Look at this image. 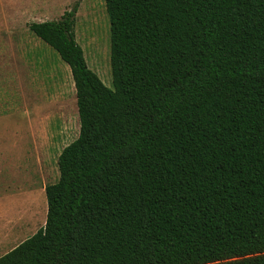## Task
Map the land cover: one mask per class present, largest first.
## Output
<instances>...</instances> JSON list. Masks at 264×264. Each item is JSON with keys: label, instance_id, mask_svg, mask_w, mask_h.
<instances>
[{"label": "trees", "instance_id": "1", "mask_svg": "<svg viewBox=\"0 0 264 264\" xmlns=\"http://www.w3.org/2000/svg\"><path fill=\"white\" fill-rule=\"evenodd\" d=\"M104 4L113 88L78 2L28 24L70 68L79 133L0 264H264V0Z\"/></svg>", "mask_w": 264, "mask_h": 264}, {"label": "rangeland", "instance_id": "2", "mask_svg": "<svg viewBox=\"0 0 264 264\" xmlns=\"http://www.w3.org/2000/svg\"><path fill=\"white\" fill-rule=\"evenodd\" d=\"M76 2L75 39L83 49L88 66L107 87L113 88L110 24L104 0H41L34 20L57 19ZM28 20L24 23L25 28L30 23ZM27 34L25 40L36 43ZM3 41L0 35V158L6 157L0 159V218L11 220L13 214V219L21 216L24 220L18 223L17 236L14 232L8 233L12 240L0 246V255L42 226H33L27 220L42 222L47 207L44 187L58 180V155L79 133L75 88L68 65L53 48L40 40L43 44L39 43L41 55L32 62L33 66L31 62L25 63L17 71L13 59L22 55L26 62L28 53L11 51ZM33 54L38 56L37 47ZM19 76L23 79L21 96ZM32 77H36L34 83ZM27 110L34 112L31 124ZM13 115L22 119L14 139L6 129ZM21 204L24 207L16 211L15 207ZM27 204L33 208L30 218ZM10 229V226L5 228L6 231Z\"/></svg>", "mask_w": 264, "mask_h": 264}, {"label": "crops", "instance_id": "3", "mask_svg": "<svg viewBox=\"0 0 264 264\" xmlns=\"http://www.w3.org/2000/svg\"><path fill=\"white\" fill-rule=\"evenodd\" d=\"M40 1L41 0H0V25H1V27H0V35H2V38L4 40L3 42H5V45L8 44V46L11 49V51H15V52L20 51V52H22L23 50H25L24 52L28 53V56L26 57V59H27L26 62L24 61V58H23L22 55L19 56V57L16 56L13 59L14 60V64L17 66V71H19L18 67L24 65L25 63H30L31 62V65H32V62L37 57H39L41 55L39 53L40 52L39 51V46H40V44H42L41 41H43V40H41L39 37H37L28 27H26V28L24 27V23L28 19H32L33 18V20H28V21H30V23L45 21L44 19L34 20L35 16L37 17V13L35 11L38 9L37 4H39ZM26 34L29 37L32 36V40L35 39L36 43L29 42V41L25 40L24 36ZM36 47L38 48V56L33 54V50H35ZM69 70H70V68L68 69V71ZM70 74H71V72H70ZM35 79H36V77H32L31 78V82L34 83ZM17 81H18V89L20 90L19 94L21 96V94H23V90H22L23 89V79H22V77L19 76V80H17ZM72 83H73V80H72ZM73 86H74V83H73ZM74 95H75V93H74ZM35 98H37V97L35 96ZM75 101H76V97H75ZM32 111L33 110H31V111L27 110L26 111V114L28 116V120H29L30 124H31V118L33 117V114H34V112H32ZM20 126H22V119L18 120L17 116L13 115L12 118L10 120H8L7 125H6V129L8 131H10L12 139H14V137L15 138L17 137V132L20 130ZM1 158L5 159L6 157L3 156ZM0 170H1V167H0ZM23 207L24 206H22V204H21V206L18 205V206L15 207V210L19 211ZM32 210H33V208H31V206H28V204H27L26 205V211H28L29 218L33 214ZM46 210H47V207L45 208V213H44V217H43L42 222H40V220H39V222H33L30 219H28L27 222L28 221L31 222V224L33 226H37L39 224H41L43 226L44 223H45V218H46ZM15 213H17V212H15ZM20 215H21V213H20ZM20 215L16 214V216H20ZM11 217H12L11 220H9V219H1L0 218V246L5 244V243H7L8 240H10V239L12 240V237L8 233L14 232V235L17 236L16 232L18 231V228H17L18 223L19 222H23V220H24V217L22 218L21 216L19 218L16 217V218L13 219V214H12ZM8 226H10L12 229H10L9 231H6L5 228L8 227ZM17 238L18 237H16V239ZM12 248H10V249H12ZM6 252L7 251H5L4 253H6Z\"/></svg>", "mask_w": 264, "mask_h": 264}]
</instances>
